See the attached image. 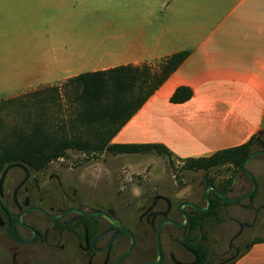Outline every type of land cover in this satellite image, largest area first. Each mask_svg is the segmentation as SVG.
<instances>
[{"label":"crops","instance_id":"0c3cea01","mask_svg":"<svg viewBox=\"0 0 264 264\" xmlns=\"http://www.w3.org/2000/svg\"><path fill=\"white\" fill-rule=\"evenodd\" d=\"M90 28L95 36H79ZM180 52L186 59L111 144H159L195 159L264 131V0H0L5 99L87 72L156 68ZM180 86L190 100L170 103ZM232 264H264V240Z\"/></svg>","mask_w":264,"mask_h":264},{"label":"flooded vegetation","instance_id":"af4514ba","mask_svg":"<svg viewBox=\"0 0 264 264\" xmlns=\"http://www.w3.org/2000/svg\"><path fill=\"white\" fill-rule=\"evenodd\" d=\"M241 166L236 170L245 176L246 186L234 174L218 183L202 179L199 169H187L176 192L172 185L155 181L139 195L141 211L119 212L112 205L89 204L58 175L43 177L27 163H6L0 168V264H232L248 247L235 241L244 230L257 229L264 213V201L257 198L258 176L247 169L256 188L243 197L252 184ZM206 188L209 206L201 212L207 205ZM96 211L103 215L88 216ZM219 216L236 231L227 249L213 254L208 240L216 233ZM213 255L217 262L212 263Z\"/></svg>","mask_w":264,"mask_h":264},{"label":"rangeland","instance_id":"374dc122","mask_svg":"<svg viewBox=\"0 0 264 264\" xmlns=\"http://www.w3.org/2000/svg\"><path fill=\"white\" fill-rule=\"evenodd\" d=\"M95 35V29L91 28L79 33L85 38ZM51 87L55 86L43 89ZM46 93L37 97H29L30 94L26 93L17 96L21 97L18 101H11L16 97L5 99L9 93H0V155L13 149L18 155L28 156L32 161L29 165L38 170L41 176L58 175L77 188L83 198L89 199V204L112 205L119 212L141 211L144 202L139 195L154 186L155 181L159 186L164 183L172 185V192L182 187L185 179L183 171L191 169L190 161L175 158L162 150L146 154H115L103 148V143L114 129L113 125H103L101 122L89 124L82 118L83 111L79 104L62 95L53 102L42 101ZM258 136L264 142V134ZM82 144L88 147L85 149ZM256 147L258 145L253 141L249 153L255 151ZM236 169L237 166L228 158L215 166L201 168L200 175L202 179L209 178L220 183L234 174L246 186L245 176ZM246 169L258 176L260 190L257 198L264 201V156L252 159ZM219 220L215 235L208 240L213 254L225 251L229 238L236 231V226L226 221L224 216H219ZM262 240L264 213L258 228L254 231L244 230L235 243L249 245ZM245 249L243 247L241 251ZM217 258L213 255L212 263L217 262Z\"/></svg>","mask_w":264,"mask_h":264},{"label":"trees","instance_id":"16d2710c","mask_svg":"<svg viewBox=\"0 0 264 264\" xmlns=\"http://www.w3.org/2000/svg\"><path fill=\"white\" fill-rule=\"evenodd\" d=\"M187 56L188 52L173 54L161 61L156 68H152L149 64L140 66L122 65L106 70L79 74L67 79L60 86L29 93V97H37L43 92H47L41 100L53 102L62 95L81 106L82 118L87 123L101 122L103 125H113L114 129L110 131L108 140L103 143V148H107L115 154H146L160 150L169 153L164 146L159 144H111L110 142ZM191 96L192 91L190 88L180 86L175 89L169 101L173 104H182L190 100ZM20 99L21 97H16L11 101ZM262 133L264 134V131L252 137L243 145L218 151L209 157L185 160L190 161L191 169L200 170L201 168L215 166L217 163L230 158L233 164L239 168L252 153H249L252 142ZM81 146L85 149L88 147L87 144ZM13 151V149H10L0 155V168L2 165L14 161L32 164L28 156L18 155Z\"/></svg>","mask_w":264,"mask_h":264},{"label":"water","instance_id":"95a60500","mask_svg":"<svg viewBox=\"0 0 264 264\" xmlns=\"http://www.w3.org/2000/svg\"><path fill=\"white\" fill-rule=\"evenodd\" d=\"M255 141L257 142V144H258V147L260 148L259 150H257V151H255V152H252L244 161H243V163H242V166H241V171L243 172V173H245L247 176H248V178L250 179V181H251V184H252V189H251V191L248 193V194H246V195H244L243 197H247V196H250L253 192H254V190H255V188H256V184H255V181H254V179H253V177H252V175L246 170V165L252 160V159H254L255 157H257V156H260V155H264V142L260 139V136H257L256 138H255ZM13 166H17L16 164H14V165H10V166H8L6 169H5V171H4V173H3V175H2V179H3V177L5 176V174H6V172L10 169V168H12ZM209 188H212V190L214 191V193L221 199V200H223L224 202H230L228 199H226V198H224L215 188H213L212 186H209ZM209 188H206L205 189V193H204V196H205V199H206V207L205 208H202V209H200V211L201 212H203V211H206L207 210V208H208V206H209V199H208V191H209ZM243 197H240L239 199H241V198H243ZM181 209V207L179 208V210ZM98 215H103V213H101L100 211H96V212H94V213H92V214H90V215H88V216H98ZM166 222H170V221H166ZM116 226L118 227V228H120V226L119 225H117L116 224ZM159 228H160V226L158 227V229H157V236H158V233H159ZM125 232V231H124ZM157 248H158V245H157ZM154 263H156V262H154ZM145 264H153V263H145Z\"/></svg>","mask_w":264,"mask_h":264}]
</instances>
